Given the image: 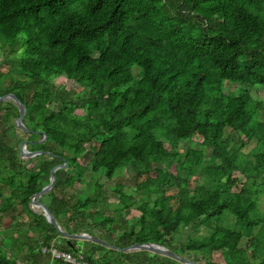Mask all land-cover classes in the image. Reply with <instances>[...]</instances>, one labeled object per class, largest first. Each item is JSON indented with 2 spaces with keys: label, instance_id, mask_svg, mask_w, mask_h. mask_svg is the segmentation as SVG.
I'll return each instance as SVG.
<instances>
[{
  "label": "trees",
  "instance_id": "trees-1",
  "mask_svg": "<svg viewBox=\"0 0 264 264\" xmlns=\"http://www.w3.org/2000/svg\"><path fill=\"white\" fill-rule=\"evenodd\" d=\"M0 50V96L26 105L31 130L7 143L19 108L0 102V205L31 216L32 264H69L43 252L52 246L90 264H182L69 242L34 213L31 199L64 163L40 203L68 233L121 249L157 243L199 264H220L216 253L264 264V101L253 97L264 88V0H0ZM60 77L84 94L54 85ZM24 140L44 153L21 160ZM129 167L131 192L117 183L118 199L106 195L99 177ZM0 264L21 263L0 245Z\"/></svg>",
  "mask_w": 264,
  "mask_h": 264
},
{
  "label": "water",
  "instance_id": "water-1",
  "mask_svg": "<svg viewBox=\"0 0 264 264\" xmlns=\"http://www.w3.org/2000/svg\"><path fill=\"white\" fill-rule=\"evenodd\" d=\"M8 101L14 102L19 108V117H17L15 120L16 127L25 133H30L31 130L26 126V124L24 122V119H25L26 114H27L26 105L23 104V102L14 93H9L5 96H0V102H8ZM47 138H48V135H45V137L41 141V143L45 142ZM21 148L22 149H21V153H20V158L23 161H29L32 158L44 153L43 151H38V152L29 151L27 140L23 141ZM67 165H68L67 163H64L62 165L54 167L53 170L51 171L50 183L47 186H45L41 192L36 194L30 201L31 210L38 215L44 216L46 218V220L48 221V223L53 225L61 236L68 239L69 242L71 240L90 241V242H94V243H97L100 245H104L105 247H108L110 249L122 251L125 253L137 252V251H148L152 255L159 254L162 256H166V257L174 259V260H176L182 264H199L196 261L182 257V256L176 254L175 252L171 251L167 247L160 245V244H157V243H138V244H134L128 248L121 249L119 247L110 245L106 241H104V240H102V239H100L94 235H91L90 233H68L67 231H65L62 228V226L58 223L55 215L51 212V210L48 208V206L41 204L40 200L44 195H46V194H48L54 190L55 185H56V172L60 169L66 168Z\"/></svg>",
  "mask_w": 264,
  "mask_h": 264
},
{
  "label": "rangeland",
  "instance_id": "rangeland-1",
  "mask_svg": "<svg viewBox=\"0 0 264 264\" xmlns=\"http://www.w3.org/2000/svg\"><path fill=\"white\" fill-rule=\"evenodd\" d=\"M0 58L3 60V54L0 50ZM5 61V60H4ZM6 63L8 64H15V62L13 60H6L5 61ZM52 83L56 86H59V87H62V86H66L67 89L69 90H73L75 92V97H77L78 95H83L84 92H82V88L76 86L75 84H73V82L71 81H68L65 77H60V78H56L52 81ZM82 92V93H81ZM253 97L257 100H263L264 101V88H255L253 90ZM4 127L3 126H0V137H2V135H4ZM5 141L7 143H9L10 145H16V143L24 138H26V135H24V132L20 131L18 128L17 129H10L9 132H7V135L3 136ZM256 143L255 142H252L250 144H248L244 149H243V152L244 153H250L252 151V149L255 147ZM22 147V145H21ZM20 147V153H21V148ZM92 158V154H91V151H87L85 154H84V157L80 160L81 162H85L86 161V164H88V162L90 161V159ZM33 159V158H32ZM30 161V160H29ZM27 162V161H25ZM3 166V165H2ZM5 167V166H3ZM237 177L239 178H244L242 175H240L239 173L236 174ZM99 179L105 183L106 185V195L108 196H111L112 198H115L116 200L118 199L119 195H117L116 193H114L113 191V188L115 186V184L117 183H121L123 185L126 186V189L131 192V189L134 187L135 185V173L132 169V167H129L127 168L126 170L122 171V174L118 175L115 179V181H107L103 176H100ZM204 180H201L200 183H203ZM4 183H6V177L3 176V174H1L0 176V185H3ZM195 185V184H194ZM72 192V191H71ZM10 193V189L8 191H6V195H9ZM44 201H47V199L44 198ZM48 202V201H47ZM260 209L262 211V213H264V195L262 196V199H261V203H260ZM139 214H137L136 212H134L133 214V217H137ZM232 220V219H231ZM30 224L28 223H23V224H20L18 225L19 229L18 230L20 233L18 236V234L16 233L15 235V238L14 240L17 241H22L23 238H21L22 235H25L27 233V231H29L31 228L29 227ZM230 225L235 227V221H231L230 222ZM12 230V229H11ZM10 230V233H13L14 234V231L12 232ZM32 231V230H31ZM205 229H202L201 232L199 233H195L193 234L192 236L194 237H201V235L204 233ZM5 240L8 242V241H12V239L10 238H5ZM248 245V239L245 238L243 240V243L241 246L243 247H246ZM213 260L216 262V263H220V264H223L224 261H223V258L221 256V253H216L214 254L213 256Z\"/></svg>",
  "mask_w": 264,
  "mask_h": 264
},
{
  "label": "crops",
  "instance_id": "crops-1",
  "mask_svg": "<svg viewBox=\"0 0 264 264\" xmlns=\"http://www.w3.org/2000/svg\"><path fill=\"white\" fill-rule=\"evenodd\" d=\"M44 204L48 206L49 201L45 202ZM0 207L4 208V206L2 205H0ZM17 207L18 211L13 215L12 212L8 213L6 208L0 210V245L6 253L11 252L14 257H16L20 261L21 264H32L31 261L33 258H31V247L32 245L39 247V245L35 244L36 241L39 240V236L37 233L34 234V232L29 230L25 235L21 236V238H23L22 241L14 240L16 233L18 234V236H20L18 230L21 231V229H19L18 225L23 223H33L31 220V216L25 213L24 208L19 204ZM10 230L12 232L14 231V234L10 233ZM5 238H11L12 241L7 242ZM36 262V264H52V261H49V259L42 256L36 258Z\"/></svg>",
  "mask_w": 264,
  "mask_h": 264
},
{
  "label": "built area",
  "instance_id": "built-area-1",
  "mask_svg": "<svg viewBox=\"0 0 264 264\" xmlns=\"http://www.w3.org/2000/svg\"><path fill=\"white\" fill-rule=\"evenodd\" d=\"M44 253H51L52 257L55 259H62L63 261L69 263V264H90L87 262H82L77 260L76 258H74L71 254L63 252V251H59L57 248H55L54 246L50 247V248H44L43 249Z\"/></svg>",
  "mask_w": 264,
  "mask_h": 264
}]
</instances>
